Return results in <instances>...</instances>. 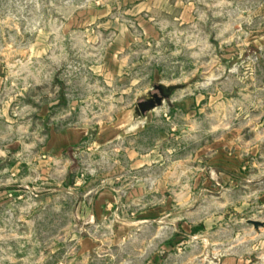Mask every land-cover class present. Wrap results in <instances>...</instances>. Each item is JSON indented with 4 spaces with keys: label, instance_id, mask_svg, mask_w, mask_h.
<instances>
[{
    "label": "rangeland",
    "instance_id": "374dc122",
    "mask_svg": "<svg viewBox=\"0 0 264 264\" xmlns=\"http://www.w3.org/2000/svg\"><path fill=\"white\" fill-rule=\"evenodd\" d=\"M184 1L196 18L187 32L163 22L168 38L127 54L129 62L163 65L166 82L200 92V111L181 120L182 139L165 146L157 131L145 139L153 159L171 167L172 223L140 224L117 244L115 230L88 224V201L117 160H130L129 144L95 147V129L110 109L143 101L148 83L132 81L147 69L127 68L111 84L103 45L83 34L98 29L102 14L139 34L144 20H166L180 7L174 0H0V143L27 144L21 158L30 162L52 126L93 128L71 160L32 161L17 177L10 176L16 154L2 155L0 191L11 195L0 200V264H226L234 257L264 264V227L249 223L264 222V0ZM174 61L184 66L173 68ZM42 108H49L45 118ZM183 223L198 225V234ZM89 235L98 247L83 255L79 240Z\"/></svg>",
    "mask_w": 264,
    "mask_h": 264
},
{
    "label": "crops",
    "instance_id": "0c3cea01",
    "mask_svg": "<svg viewBox=\"0 0 264 264\" xmlns=\"http://www.w3.org/2000/svg\"><path fill=\"white\" fill-rule=\"evenodd\" d=\"M175 6L180 7L176 12L162 20L151 18L148 22L143 21L142 31L139 34L133 33L120 23L118 18H106L108 14L99 16L100 24L97 30L86 29L84 38L87 43L98 42L102 44L105 50L104 61L101 67L108 72L107 78L110 83L117 84L123 81L124 70L127 68H136L139 70L147 69L133 77L132 85L140 84L144 81L148 83L146 97L142 102H138L130 109L116 108L105 112L107 120H101L96 126L95 147H119L129 144L126 148L129 156L127 163L119 164L115 162L116 170L106 172L102 177L101 189L93 198L88 201L89 221L88 224L96 223L115 230V242L122 243L129 236V232L134 230L140 224L167 223L171 224L169 219L172 216V203L170 197V182L172 181L171 167L166 166V160H154L156 152L153 148L148 152L145 142L146 138L150 141L151 132L157 131L158 140L165 146L171 145V140L182 139V134L186 126L181 124V120H187L189 116L196 115L199 110V91L196 86L195 91L185 90L182 85L166 82L163 71V65L150 61H130L127 55L131 48L139 43H144L149 50L160 41L166 39L162 32L161 25L166 22L173 28L179 27L186 31L190 22L196 20L193 13H189L184 0H174ZM183 9V11H181ZM92 17V16H91ZM97 19L96 17L93 18ZM157 19L160 21L157 22ZM156 21V22H154ZM77 33V31H74ZM70 37H75L74 34ZM98 34V35H97ZM168 38V37H167ZM185 40L186 37L184 38ZM187 47V46H186ZM172 50V46L168 47ZM136 54V52H133ZM173 68H182L184 63L181 61L170 62ZM186 65V64H185ZM198 71V66H196ZM137 78V79H136ZM157 92H155V91ZM154 102V106L147 111L142 112L141 103ZM49 108H42L40 113L44 118L47 117ZM159 118H162L159 121ZM162 123V124H160ZM53 128V126H52ZM51 128V134L46 144L41 147L39 158L35 160H25L21 158L23 148L27 145L21 141H15L10 144L0 143V158L5 153L7 157L14 153L16 159L13 160V167L10 172L11 177L20 175L21 165L29 164L32 161L35 164H43L44 160H54L63 163L64 160H71L69 152L77 147L82 141L90 138L92 135V126L86 124L81 127H68L62 130ZM131 140V141H130ZM156 140V139H154ZM181 142V141H180ZM177 148L181 151L182 144L177 143ZM146 147V148H145ZM176 148V147H174ZM6 161V160H4ZM156 169L163 170L157 174ZM36 178H42V175L35 173ZM157 181L158 185L152 182ZM6 189L0 191V200L5 199L11 194H7ZM90 195L88 191L83 196V203L86 205V197ZM2 202H0V205ZM190 226V225H189ZM186 223L181 225L185 230L190 229L191 233L198 234L199 226L189 227ZM196 229V231H194ZM137 231L139 229L137 228ZM80 251L83 255H91L98 247V240L89 235L79 240ZM226 264H242V260L236 257L229 259Z\"/></svg>",
    "mask_w": 264,
    "mask_h": 264
},
{
    "label": "water",
    "instance_id": "95a60500",
    "mask_svg": "<svg viewBox=\"0 0 264 264\" xmlns=\"http://www.w3.org/2000/svg\"><path fill=\"white\" fill-rule=\"evenodd\" d=\"M154 102L149 101V102H144L140 104V107L142 108V112L147 111V109H151L154 106ZM249 223H251L256 230H259L261 227H264V222L262 221H257V220H251L249 221Z\"/></svg>",
    "mask_w": 264,
    "mask_h": 264
},
{
    "label": "trees",
    "instance_id": "16d2710c",
    "mask_svg": "<svg viewBox=\"0 0 264 264\" xmlns=\"http://www.w3.org/2000/svg\"><path fill=\"white\" fill-rule=\"evenodd\" d=\"M199 229H200V228H199ZM194 231H196V229H195Z\"/></svg>",
    "mask_w": 264,
    "mask_h": 264
}]
</instances>
